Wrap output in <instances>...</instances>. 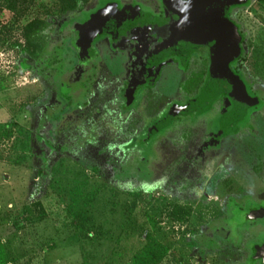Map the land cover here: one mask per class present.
Masks as SVG:
<instances>
[{"label":"rangeland","instance_id":"obj_1","mask_svg":"<svg viewBox=\"0 0 264 264\" xmlns=\"http://www.w3.org/2000/svg\"><path fill=\"white\" fill-rule=\"evenodd\" d=\"M96 2L82 6L92 9ZM77 8L69 0H0V264L241 261L242 250L212 239L216 228L224 230L229 206L264 194V118L252 112L243 126L213 141L206 161L190 157V164L166 179L164 164L179 155L169 140L150 157L146 171L131 174L132 183L120 181L105 151L110 126L93 135L79 121L51 120L48 108L59 81L43 67L60 37L28 49L29 22L60 20ZM233 17L246 35L243 69L261 85L264 0H247ZM53 86L56 94L50 96ZM50 124L59 134L55 142ZM201 131L183 149L198 152L209 138Z\"/></svg>","mask_w":264,"mask_h":264},{"label":"flooded vegetation","instance_id":"obj_2","mask_svg":"<svg viewBox=\"0 0 264 264\" xmlns=\"http://www.w3.org/2000/svg\"><path fill=\"white\" fill-rule=\"evenodd\" d=\"M178 1L187 0H150V4L97 0L92 9L80 6L75 15L48 20L43 27L45 40L60 37L56 54L43 67L59 81L60 92L48 108L51 120L79 121L93 135L110 126V147L105 151L114 163V173L122 176L120 181L132 183L131 174L146 171L150 157L158 155L159 147L166 148L163 145L169 140L179 155L176 161L170 160L176 166L168 165L170 161L164 164L166 179L183 164H190V157L206 161L213 141L243 126L252 112L264 118V80L261 77V85L253 84L243 69L246 35L233 17L244 3L231 5L226 13L237 29L236 51L225 77L211 85L215 79L210 42L195 44L188 53L182 48L161 55L165 53L162 42L168 43L167 25L177 23L178 12L173 8L177 9ZM55 94L53 86L50 96ZM181 125L188 127L181 129ZM53 129L56 133L50 124ZM201 130L202 138L209 136L203 147L198 152L183 149ZM58 137L56 133L51 141ZM228 209L224 230L216 228L218 237L212 240L242 250L244 264H264V217H250L251 212L264 209V194L257 201Z\"/></svg>","mask_w":264,"mask_h":264},{"label":"water","instance_id":"obj_3","mask_svg":"<svg viewBox=\"0 0 264 264\" xmlns=\"http://www.w3.org/2000/svg\"><path fill=\"white\" fill-rule=\"evenodd\" d=\"M247 0H187L178 1L174 5L173 12H178L175 26L167 25L166 37L168 43L164 47L165 55L171 50L180 51L182 48L188 51L195 45L210 42L213 49L214 59V81L224 78L227 69L229 71V59L236 51L238 39L236 27L225 17L231 5L245 3ZM172 10V9H171ZM165 25V23H163ZM232 27V28H231ZM180 47L179 50H176ZM167 48V49H166ZM162 51V50H161ZM212 88L211 86H209ZM213 89V88H212ZM208 92V91H206ZM214 91H211L213 97ZM211 97V98H212ZM251 218L264 217V209L255 210L250 213Z\"/></svg>","mask_w":264,"mask_h":264},{"label":"trees","instance_id":"obj_4","mask_svg":"<svg viewBox=\"0 0 264 264\" xmlns=\"http://www.w3.org/2000/svg\"><path fill=\"white\" fill-rule=\"evenodd\" d=\"M85 1L87 0H69V2L72 5H75V7H80L84 5ZM46 21L43 20H36V21H31L29 22L25 27V35H26V40L28 41V49H34L32 48L34 45V42L36 43H42L45 42L46 35H44L43 32V27L46 24ZM32 55L33 52H29Z\"/></svg>","mask_w":264,"mask_h":264}]
</instances>
